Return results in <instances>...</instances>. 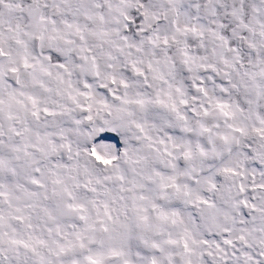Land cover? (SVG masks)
I'll return each instance as SVG.
<instances>
[{
    "label": "snow or ice",
    "instance_id": "6c2138e0",
    "mask_svg": "<svg viewBox=\"0 0 264 264\" xmlns=\"http://www.w3.org/2000/svg\"><path fill=\"white\" fill-rule=\"evenodd\" d=\"M0 264H264V0H0Z\"/></svg>",
    "mask_w": 264,
    "mask_h": 264
}]
</instances>
